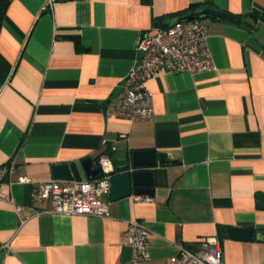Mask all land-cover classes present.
<instances>
[{
	"label": "crops",
	"instance_id": "1",
	"mask_svg": "<svg viewBox=\"0 0 264 264\" xmlns=\"http://www.w3.org/2000/svg\"><path fill=\"white\" fill-rule=\"evenodd\" d=\"M47 2L0 0V167L15 162L3 192L26 221L0 200V264H132V221L150 232L140 264H170L179 248L195 253L212 238L222 264H264V0H54L45 10ZM195 5L243 18L212 20L216 70L149 82L152 121L106 118L138 39ZM140 150L167 156L153 169L152 203L108 193L110 218L100 219L52 214L50 201L33 197L56 180V164L81 169L90 158L98 167L108 157L120 173ZM231 228L253 236L233 240Z\"/></svg>",
	"mask_w": 264,
	"mask_h": 264
},
{
	"label": "built area",
	"instance_id": "2",
	"mask_svg": "<svg viewBox=\"0 0 264 264\" xmlns=\"http://www.w3.org/2000/svg\"><path fill=\"white\" fill-rule=\"evenodd\" d=\"M54 0H48L45 10L52 8ZM211 19H194L169 26L166 29L155 28L152 33L143 34L138 39L137 53L139 57L124 78L123 89L105 104L106 118L137 121H152L155 115L154 96L148 84L160 74L189 73L191 75L212 72L216 64L209 47L211 37ZM101 169L95 180L73 179L72 181L51 180L35 187L34 196L37 202L50 201L48 212L57 215L87 216L100 219L110 218L108 203L104 196L110 193L111 180L116 175L113 162L108 157L98 161ZM15 170V162L0 167V200L14 206L22 224L23 208L18 206L9 195L3 192V184ZM22 182L26 180L22 179ZM9 183L8 186H10ZM136 201L152 203L154 199L148 195L135 196ZM126 244L132 248V264H140L150 259V232L138 221L128 224L125 234ZM4 249L10 250L8 245ZM220 240L207 239L197 252L181 247L176 256L170 258V264H222L223 253Z\"/></svg>",
	"mask_w": 264,
	"mask_h": 264
},
{
	"label": "water",
	"instance_id": "3",
	"mask_svg": "<svg viewBox=\"0 0 264 264\" xmlns=\"http://www.w3.org/2000/svg\"><path fill=\"white\" fill-rule=\"evenodd\" d=\"M194 19H211L214 21L227 22L236 26H242L243 18L232 15L228 12H222L221 9L204 5L196 10L186 12V14L170 21V26L188 22ZM166 154L156 153L153 150H140L132 154L131 164L128 169H122L111 180L110 200L117 202L121 199L129 198L135 195H153L151 186L153 184V169L157 165L166 164ZM85 178L95 180L101 173L100 167H96L92 159H85L80 167L73 164H56L52 167L53 178L56 180L78 181L83 180L82 171ZM264 201V195L261 196ZM253 232L243 228H231L229 237L233 240H251Z\"/></svg>",
	"mask_w": 264,
	"mask_h": 264
},
{
	"label": "trees",
	"instance_id": "4",
	"mask_svg": "<svg viewBox=\"0 0 264 264\" xmlns=\"http://www.w3.org/2000/svg\"><path fill=\"white\" fill-rule=\"evenodd\" d=\"M200 8V5H195V6H192L190 9H193V10H196ZM186 14V13H185ZM184 14H181V15H178V16H174V17H170V18H165L164 19V23L162 24H157L158 28H163V29H166L170 26V21L171 20H174L175 18H178L179 16H182ZM166 23V24H165ZM116 174H119V171L118 170H115Z\"/></svg>",
	"mask_w": 264,
	"mask_h": 264
}]
</instances>
